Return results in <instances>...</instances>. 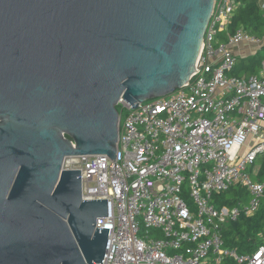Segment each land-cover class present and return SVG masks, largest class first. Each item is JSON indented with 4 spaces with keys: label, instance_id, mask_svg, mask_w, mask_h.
Here are the masks:
<instances>
[{
    "label": "water",
    "instance_id": "1",
    "mask_svg": "<svg viewBox=\"0 0 264 264\" xmlns=\"http://www.w3.org/2000/svg\"><path fill=\"white\" fill-rule=\"evenodd\" d=\"M216 0H0V264H97L108 199L66 158L116 159L121 99L182 88Z\"/></svg>",
    "mask_w": 264,
    "mask_h": 264
},
{
    "label": "built area",
    "instance_id": "2",
    "mask_svg": "<svg viewBox=\"0 0 264 264\" xmlns=\"http://www.w3.org/2000/svg\"><path fill=\"white\" fill-rule=\"evenodd\" d=\"M238 0H216L195 70L174 92L138 102L121 99L116 159L66 158L81 169L83 199H108L109 243L97 264H264V242L248 254L225 245L224 225L264 204V60L257 73H235L240 58L264 48V29L230 32ZM264 9V1L262 3ZM225 36V37H223ZM125 116V118H124ZM233 187L248 199L218 207ZM264 238V229L261 234Z\"/></svg>",
    "mask_w": 264,
    "mask_h": 264
},
{
    "label": "trees",
    "instance_id": "3",
    "mask_svg": "<svg viewBox=\"0 0 264 264\" xmlns=\"http://www.w3.org/2000/svg\"><path fill=\"white\" fill-rule=\"evenodd\" d=\"M264 0H238L236 9L229 26L230 32L238 27H244L251 33L261 34L264 29ZM225 37V36H223ZM264 60V48L253 56L240 58L235 73L241 76H250L257 73ZM119 111L121 106L118 105ZM262 167L258 176L264 180V154L261 158ZM247 200L248 194L241 187H233L228 191L214 195L218 207L222 205H237L241 199ZM264 229V204L253 216H243L237 220L228 221L223 228L225 245L237 249L239 254L252 253L264 242L261 235ZM220 264H240L232 257H225Z\"/></svg>",
    "mask_w": 264,
    "mask_h": 264
},
{
    "label": "rangeland",
    "instance_id": "4",
    "mask_svg": "<svg viewBox=\"0 0 264 264\" xmlns=\"http://www.w3.org/2000/svg\"><path fill=\"white\" fill-rule=\"evenodd\" d=\"M146 101L148 102V101H151V100H146ZM124 118H125V116H124Z\"/></svg>",
    "mask_w": 264,
    "mask_h": 264
}]
</instances>
